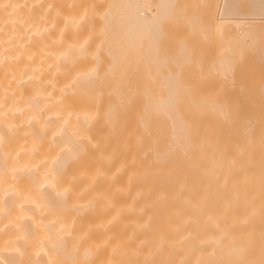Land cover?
Returning a JSON list of instances; mask_svg holds the SVG:
<instances>
[{
	"label": "bare ground",
	"instance_id": "bare-ground-1",
	"mask_svg": "<svg viewBox=\"0 0 264 264\" xmlns=\"http://www.w3.org/2000/svg\"><path fill=\"white\" fill-rule=\"evenodd\" d=\"M206 1L4 0L0 264H264V39Z\"/></svg>",
	"mask_w": 264,
	"mask_h": 264
},
{
	"label": "rangeland",
	"instance_id": "rangeland-1",
	"mask_svg": "<svg viewBox=\"0 0 264 264\" xmlns=\"http://www.w3.org/2000/svg\"><path fill=\"white\" fill-rule=\"evenodd\" d=\"M235 3H236V7H235ZM254 4H255L254 0H211L210 2H209V0H207L206 3L204 4V5H206L204 8H206L205 14L207 15V17H206V15H205V17H206V19L208 18V24L210 25V26H208V29L211 26H212V28H210V29H214L213 26H215L214 31L216 33L214 35L213 32L211 34V32L207 31L208 29H207V25H206V21H205L206 28H204V31L209 32L211 36H210L209 40L205 41V42H199L197 39H195L194 45L195 46H199V45L208 46L209 50L206 51V53L209 54L208 56H211V57H214L215 55L220 56V54L216 52V49H219L222 47L224 49H227L226 44L228 45L229 42H231V44H232V41H233V38L235 35H237L238 33L245 32V31L249 30V27L245 26V23L250 22V21H257L260 23V26L258 27V31L260 32L262 39H264V0H263V12L260 15H257V16L254 14L252 15L253 12H251V11L253 10V7H255ZM204 5H202V6H204ZM228 6L230 7V10H229ZM228 11H229V13H227ZM230 11H231V13H230ZM210 15H213V17H210ZM209 20H210V23H209ZM222 20H224V21H222ZM216 21L226 22V23H222L224 25H221L220 22H218L219 25H221L220 26L221 28H222V26L223 27L225 26L222 29L223 33L219 32L221 30H219L217 28L219 25L215 24ZM236 25H237V29L235 27ZM217 31L219 33H217ZM227 33H228V35H226ZM221 34H222V36L220 37ZM218 37L222 38L224 40L227 39L226 41H223V42H226L225 45L223 44V42H220L219 40H217ZM246 51H249L250 53L249 52L245 53V51H244L245 55L243 53L244 58L242 57L243 62L241 61L242 62L241 72H243L244 74L245 73L253 74L256 70V72L258 74L255 77H256V79L259 80V75H262V71L259 69L260 68L259 62L256 59V55L250 50H246ZM256 66H257V68H256ZM242 70H244V71H242ZM210 71L207 70L206 68L202 70V73H204L205 76L209 72V74H207L206 77L204 75L198 76L200 73L199 74L196 73L197 75H195V76H198V77H195L192 75L191 79L194 80L192 82H197V81H203L204 82V80H207L208 78L211 79L212 76L210 77L209 75L212 73ZM209 81H211V80H209ZM255 83L256 84L254 86H252L253 88H255L257 90L255 94H252V95L247 94L248 96H245V94H244L245 90L243 92V89H241V91H242L241 106H242V109L244 111L249 110L254 114H260L261 118L258 122L259 129H257V130L260 132H262V131L264 132V90H263V88H261L259 86L260 85L259 82H255ZM243 126H248V124L244 123ZM260 132L255 131V133L252 132L250 135L243 134L242 139H241V143L243 145H249V148H252L253 145L256 143L254 141V138L256 137V134H258ZM260 141L261 142L259 144H261V146L264 148V135L261 136ZM244 158H248L247 153L244 155Z\"/></svg>",
	"mask_w": 264,
	"mask_h": 264
},
{
	"label": "clouds",
	"instance_id": "clouds-1",
	"mask_svg": "<svg viewBox=\"0 0 264 264\" xmlns=\"http://www.w3.org/2000/svg\"><path fill=\"white\" fill-rule=\"evenodd\" d=\"M5 6H6V4H5L4 0H0V8H3ZM0 107H2V101H0Z\"/></svg>",
	"mask_w": 264,
	"mask_h": 264
}]
</instances>
